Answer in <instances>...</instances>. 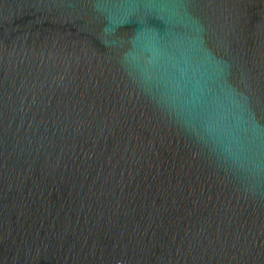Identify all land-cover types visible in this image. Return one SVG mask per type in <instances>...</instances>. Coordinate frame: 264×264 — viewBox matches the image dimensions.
<instances>
[{
    "label": "water",
    "instance_id": "95a60500",
    "mask_svg": "<svg viewBox=\"0 0 264 264\" xmlns=\"http://www.w3.org/2000/svg\"><path fill=\"white\" fill-rule=\"evenodd\" d=\"M0 264H264V0H0Z\"/></svg>",
    "mask_w": 264,
    "mask_h": 264
}]
</instances>
